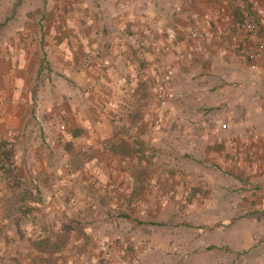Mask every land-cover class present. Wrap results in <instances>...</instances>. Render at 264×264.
Returning <instances> with one entry per match:
<instances>
[{"label": "crops", "instance_id": "obj_1", "mask_svg": "<svg viewBox=\"0 0 264 264\" xmlns=\"http://www.w3.org/2000/svg\"><path fill=\"white\" fill-rule=\"evenodd\" d=\"M256 3L264 37V0ZM41 6L48 7L41 46L0 47V134L14 135L13 158L29 189L40 183L39 210L54 221L45 228H60L65 190L76 187L91 198L98 191L107 200L121 194L130 181L127 152L148 135L157 139L161 129L176 135L177 119L187 133L190 106L201 101L193 95L207 92V72H219L211 76L216 129L219 138L231 136L225 146L234 142L240 161L225 149L227 157L219 155L237 190H219V240L205 245L215 252L200 264H264V66L244 60L249 40L233 27L236 12L227 0H41ZM192 30L204 37L191 38ZM81 147L94 154L81 158Z\"/></svg>", "mask_w": 264, "mask_h": 264}, {"label": "rangeland", "instance_id": "obj_2", "mask_svg": "<svg viewBox=\"0 0 264 264\" xmlns=\"http://www.w3.org/2000/svg\"><path fill=\"white\" fill-rule=\"evenodd\" d=\"M47 9L41 0H0V47L3 42L41 46L39 34L45 28L41 16ZM86 64L84 60L82 67ZM217 73L206 74L208 95H193L201 101L197 105L193 100L190 106L187 133L184 120L177 119L174 139L161 129L157 139L148 135L146 142L137 141L138 147L127 152L130 181L121 194L107 200L98 191L94 198L80 196L76 187L63 191L60 228H45L54 221L39 210L40 183L32 182L29 189L31 181H26L13 154L19 188L9 187L0 169V264H200L206 260L215 250L205 245L219 240L214 234L219 225V190H237L231 173L219 165V155L227 157L223 150L231 136L223 132L219 138L216 129L219 104L210 97L217 81L211 76ZM10 135L14 152L15 137ZM101 146L108 148V143ZM89 151L81 147L79 155L90 158L94 153ZM112 153L122 154L120 149ZM23 198L31 207L27 212L23 206L19 209Z\"/></svg>", "mask_w": 264, "mask_h": 264}, {"label": "built area", "instance_id": "obj_3", "mask_svg": "<svg viewBox=\"0 0 264 264\" xmlns=\"http://www.w3.org/2000/svg\"><path fill=\"white\" fill-rule=\"evenodd\" d=\"M227 2L236 12L233 27L249 40V46L244 50V60L252 68L258 67L259 64L264 66V37L259 33V21L256 16V0H227ZM190 37L203 38L204 33L192 30ZM0 142H3L6 148L11 149L13 136L10 134L3 135L0 137ZM226 150L233 162L239 165L240 158L234 142L229 141L226 144Z\"/></svg>", "mask_w": 264, "mask_h": 264}, {"label": "trees", "instance_id": "obj_4", "mask_svg": "<svg viewBox=\"0 0 264 264\" xmlns=\"http://www.w3.org/2000/svg\"><path fill=\"white\" fill-rule=\"evenodd\" d=\"M12 155H13L12 149L6 148L5 144L3 142H0V169L2 170V175L5 182H7L9 187L15 189V188H19L20 183L16 178L18 172L16 167L14 166ZM29 201L34 202V199L31 198ZM26 203H27V198H23V204L19 207V209L21 210L23 206L25 212H27L31 207L26 205Z\"/></svg>", "mask_w": 264, "mask_h": 264}]
</instances>
